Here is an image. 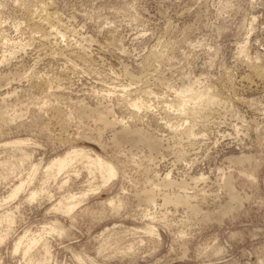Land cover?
<instances>
[{
  "label": "rangeland",
  "instance_id": "obj_1",
  "mask_svg": "<svg viewBox=\"0 0 264 264\" xmlns=\"http://www.w3.org/2000/svg\"><path fill=\"white\" fill-rule=\"evenodd\" d=\"M43 1L0 0V264H264V0Z\"/></svg>",
  "mask_w": 264,
  "mask_h": 264
},
{
  "label": "bare ground",
  "instance_id": "obj_2",
  "mask_svg": "<svg viewBox=\"0 0 264 264\" xmlns=\"http://www.w3.org/2000/svg\"><path fill=\"white\" fill-rule=\"evenodd\" d=\"M32 1V4H31V7H27V10H26V20L28 22V24L30 25V27H32V29H41V26H44V27H47L48 28V31L45 32L42 28V31L45 32L39 35H41L40 37L42 39H44L45 41L47 39L50 38V36L53 38L54 37H58V35H62L61 33V28H60V24L58 25L59 21L57 22V20L55 21L53 18V16H51L50 13L46 12V9L49 8L47 7L46 5V1L44 2L43 0H31ZM50 11V10H49ZM52 12V11H51ZM25 13V12H24ZM55 14V13H54ZM24 15V14H23ZM53 15V14H52ZM55 17V16H54ZM63 24V23H62ZM66 29V28H65ZM35 30V31H37ZM40 31V30H39ZM68 31V30H67ZM32 32V31H31ZM36 33V32H35ZM41 33V31H40ZM67 34V33H66ZM33 37V36H32ZM36 37V36H35ZM51 39V38H50ZM58 40V39H57ZM38 41V40H37ZM48 42V41H47ZM56 42V41H55ZM56 45V44H55ZM50 46V45H49ZM66 46V45H65ZM68 47V46H66ZM65 50V49H64ZM73 52V51H72ZM83 52V51H82ZM69 54H70V51H69ZM73 54V53H72ZM49 55V54H48ZM68 55V54H67ZM66 55V56H67ZM61 56V55H60ZM59 56V57H60ZM51 57V56H50ZM70 57V56H69ZM73 57V56H72ZM68 58V57H67ZM69 59V58H68ZM2 60V59H1ZM69 63V62H68ZM73 65V64H72ZM75 66V65H73ZM142 66V65H141ZM77 67V66H76ZM148 67V66H147ZM74 68V67H72ZM144 68H145V65H144ZM147 69V68H146ZM145 71V69H144ZM254 71V70H253ZM259 71V70H257ZM146 72V71H145ZM255 72V71H254ZM261 73V72H260ZM257 74V73H256ZM262 75V74H261ZM147 76V75H146ZM43 82V81H42ZM42 82H39L37 81V85L38 86H42ZM45 84V83H44ZM36 85V86H37ZM147 86V85H146ZM38 88V87H37ZM42 90V89H41ZM139 90V89H138ZM152 91V90H151ZM135 92V91H134ZM153 92V91H152ZM124 93V92H123ZM138 93L140 94L139 96H143V94H146V93H149V91L147 92V90H144V89H140L138 91ZM155 93V92H154ZM130 94V92L128 93ZM136 95V94H135ZM152 95V94H151ZM154 95V94H153ZM138 96V98H139ZM198 96V100H199V103L201 104V107H199V109L203 112V115L204 117H209L211 115H213L214 113H217L216 112V109L218 108L219 106V103H218V100L216 98V96L214 94H211V93H208L207 91H199V93L197 94ZM132 97V96H131ZM130 97V98H131ZM137 97V96H136ZM135 100H131L132 102L130 103L131 106H133L134 108H141V104L139 103V101L136 100V98H134ZM142 99V98H141ZM158 99V98H157ZM182 100L180 102H178L176 105H178L180 108H184V103H186L187 105V101L184 99V98H181ZM221 103V102H220ZM176 106V107H178ZM222 107V105H220ZM188 107V105H187ZM180 108H177L176 110L179 111V113L181 114L182 110ZM136 109V110H137ZM187 110V109H186ZM166 111V110H165ZM174 111V110H173ZM189 112H187V114L189 113V115H191V113L193 114L192 110L190 112V110H188ZM2 112V111H1ZM222 112V111H220ZM135 113V112H134ZM178 113V114H179ZM219 113V112H218ZM4 114V112H3ZM179 114V116H180ZM222 114V113H221ZM188 115V116H189ZM215 115V114H214ZM220 115V114H219ZM222 116V115H220ZM177 117V116H176ZM215 117V116H214ZM218 118V116H216ZM0 118H2V113H0ZM102 119V118H101ZM175 119V118H174ZM1 120V119H0ZM5 120V118L3 119L2 118V121ZM109 123L108 121L105 122V124ZM111 123V122H110ZM109 123V124H110ZM235 126V125H234ZM191 134V133H190ZM189 134V136H190ZM195 137V136H194ZM196 140V139H194ZM3 143V142H2ZM21 143V142H20ZM19 143V144H20ZM2 148V147H1ZM77 156H81V158H85L87 161L86 163H88V166H89V169H94L96 171H98V173L100 174L101 178L104 180L103 182L104 183H107L109 180H111L114 176H115V170H114V167L109 164L108 162L106 161H103L101 158H99L98 156H96L95 158H88L86 156H84L83 154L81 153H78L77 151H72V152H68V153H65L64 155H61V156H57L56 158H54L45 168V171L48 173V172H61L69 163H71V161L76 158ZM165 177V176H163ZM22 187L23 185L20 183L18 186H16L12 193H10V197H15L16 194H18V192L20 190H22ZM35 192H32L30 193V196L29 198L31 200L35 199ZM9 197V198H10ZM84 197V194L80 195V196H76V195H68V198L65 199H62L59 200V202H57V205L53 208L55 210H59V211H63L64 213H69L71 212L76 206L77 204L79 203V201L81 199H83ZM191 198V197H189ZM29 199V200H30ZM80 199V200H79ZM185 200L187 199H184V198H177L176 201L179 202V203H183ZM186 202V201H185ZM184 202V203H185ZM39 235V234H38ZM26 236V235H25ZM26 238V237H25ZM2 239V238H1ZM0 239V240H1ZM24 239V236H21L18 238V240L14 243V252H16L18 249H20L21 247V243H23ZM25 240V239H24ZM25 241H28L25 240ZM37 239L36 237L35 238H29V241L22 247L23 249V253L24 255L29 252L30 248L32 247V245L36 244L37 243Z\"/></svg>",
  "mask_w": 264,
  "mask_h": 264
}]
</instances>
